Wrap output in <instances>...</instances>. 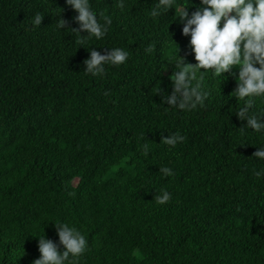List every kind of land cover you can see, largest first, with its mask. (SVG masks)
<instances>
[{
    "label": "trees",
    "instance_id": "16d2710c",
    "mask_svg": "<svg viewBox=\"0 0 264 264\" xmlns=\"http://www.w3.org/2000/svg\"><path fill=\"white\" fill-rule=\"evenodd\" d=\"M155 2L127 0L121 11L90 0L112 24L80 44L66 0H0V264H32L43 235L62 252L57 221L88 240L78 264H264V177L254 175L264 134L242 129L236 80L211 70L203 107L165 110L159 84L171 95L175 60L196 61L175 9L153 18ZM85 47L129 57L92 76ZM176 132L183 142L161 143ZM162 189L171 200L160 205Z\"/></svg>",
    "mask_w": 264,
    "mask_h": 264
},
{
    "label": "clouds",
    "instance_id": "9594fccd",
    "mask_svg": "<svg viewBox=\"0 0 264 264\" xmlns=\"http://www.w3.org/2000/svg\"><path fill=\"white\" fill-rule=\"evenodd\" d=\"M126 3L127 0H116L121 11ZM66 4L77 12L74 20L79 27L69 30L77 34L78 43L83 44L88 38L99 40L108 33L111 17L103 12L98 16L90 0H66ZM189 8L181 0H156L150 10L151 16L157 18L175 9V17L183 21L182 34L190 36L196 61L195 64L185 63L180 55L175 60V70L170 77L171 95L164 93L159 84L157 93L162 96V104L168 105L165 110L192 111L203 107L211 95L203 81L211 70L214 77L227 79L230 75L236 80L237 86L231 95L238 102H243L235 111L241 121H247L242 129H254L255 133L264 134V107L258 106V101L264 105V0H200V6L195 11L190 13ZM43 18L44 15L37 12L32 18V25L40 26ZM67 24L68 21L63 18L56 20L60 30ZM82 32L87 35H81ZM151 50V46L145 49L146 52ZM89 51L90 58L84 61V72L92 76H103L107 65L118 67L129 57V52L120 47H111L105 54L97 51L96 47ZM234 68H238V72ZM184 139L179 132L170 133L162 138L161 143L175 147ZM142 151L145 156L148 155L149 144H143ZM254 157L264 161V146L258 147ZM159 173L165 177L175 174L168 166L159 167ZM254 175L264 177V168L256 170ZM170 200L171 193L167 189H162L154 198L160 205ZM54 225L64 250L61 252L58 245L45 235L38 236L41 256L32 264H78L89 247L86 236L68 223L57 221Z\"/></svg>",
    "mask_w": 264,
    "mask_h": 264
}]
</instances>
